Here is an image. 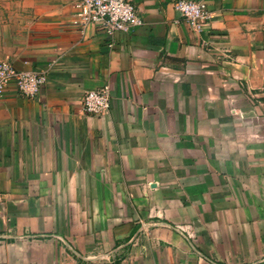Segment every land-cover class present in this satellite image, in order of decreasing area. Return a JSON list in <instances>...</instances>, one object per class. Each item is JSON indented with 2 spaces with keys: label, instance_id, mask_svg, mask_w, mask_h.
Instances as JSON below:
<instances>
[{
  "label": "crops",
  "instance_id": "1",
  "mask_svg": "<svg viewBox=\"0 0 264 264\" xmlns=\"http://www.w3.org/2000/svg\"><path fill=\"white\" fill-rule=\"evenodd\" d=\"M57 0L0 60L45 71L0 97V264H264V0H131L133 35ZM108 84L111 107L82 111Z\"/></svg>",
  "mask_w": 264,
  "mask_h": 264
},
{
  "label": "built area",
  "instance_id": "2",
  "mask_svg": "<svg viewBox=\"0 0 264 264\" xmlns=\"http://www.w3.org/2000/svg\"><path fill=\"white\" fill-rule=\"evenodd\" d=\"M76 13L74 24L84 35L95 28L112 37L115 33L133 35L143 25L135 4L131 0H74ZM174 9L191 30L203 29L210 20V13L203 0H177ZM47 81L45 71L16 69L9 61L0 60V97L9 85L32 98ZM82 111L88 115L106 114L111 107V89L108 84L87 90L81 98Z\"/></svg>",
  "mask_w": 264,
  "mask_h": 264
},
{
  "label": "rangeland",
  "instance_id": "3",
  "mask_svg": "<svg viewBox=\"0 0 264 264\" xmlns=\"http://www.w3.org/2000/svg\"><path fill=\"white\" fill-rule=\"evenodd\" d=\"M57 0H0V31L4 27H12L26 34L40 17L49 14V10L57 4Z\"/></svg>",
  "mask_w": 264,
  "mask_h": 264
}]
</instances>
